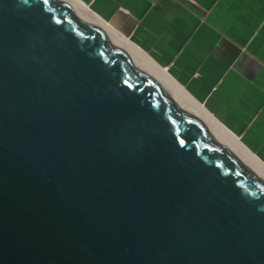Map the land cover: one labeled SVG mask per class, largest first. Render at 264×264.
I'll list each match as a JSON object with an SVG mask.
<instances>
[{"label":"water","instance_id":"95a60500","mask_svg":"<svg viewBox=\"0 0 264 264\" xmlns=\"http://www.w3.org/2000/svg\"><path fill=\"white\" fill-rule=\"evenodd\" d=\"M0 264H264V185L65 0H0Z\"/></svg>","mask_w":264,"mask_h":264},{"label":"crops","instance_id":"0c3cea01","mask_svg":"<svg viewBox=\"0 0 264 264\" xmlns=\"http://www.w3.org/2000/svg\"><path fill=\"white\" fill-rule=\"evenodd\" d=\"M83 1L264 163V0Z\"/></svg>","mask_w":264,"mask_h":264},{"label":"bare ground","instance_id":"6f19581e","mask_svg":"<svg viewBox=\"0 0 264 264\" xmlns=\"http://www.w3.org/2000/svg\"><path fill=\"white\" fill-rule=\"evenodd\" d=\"M65 1L95 25L121 52L159 79L171 96L197 118L203 129L264 185V164L239 141L233 132L226 129L224 124L223 126L201 103L197 102L165 68L159 66L147 53L99 16L83 0Z\"/></svg>","mask_w":264,"mask_h":264}]
</instances>
